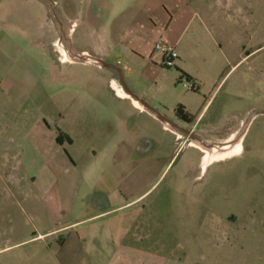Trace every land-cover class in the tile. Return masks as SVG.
<instances>
[{"label":"rangeland","instance_id":"1","mask_svg":"<svg viewBox=\"0 0 264 264\" xmlns=\"http://www.w3.org/2000/svg\"><path fill=\"white\" fill-rule=\"evenodd\" d=\"M178 39L197 92L179 59L174 68L144 61ZM56 40L74 47L75 63H56ZM81 51L103 59L87 64ZM112 75L169 121L183 105L205 109L203 124L213 121L218 135L241 126L245 155L201 172L237 145L206 148L204 159L189 138L176 131L178 143L131 109L140 150L128 149L120 106L106 94ZM53 191L62 197L56 216L44 204ZM131 197L141 200L112 211ZM123 234L142 253L120 251ZM3 249L0 264H264V0H0Z\"/></svg>","mask_w":264,"mask_h":264},{"label":"crops","instance_id":"2","mask_svg":"<svg viewBox=\"0 0 264 264\" xmlns=\"http://www.w3.org/2000/svg\"><path fill=\"white\" fill-rule=\"evenodd\" d=\"M74 29L70 28V32H72ZM179 43H181V39H178V41L176 42L175 45V49L179 55V61L177 62V66L178 68L181 70V72H183L186 76L190 77L192 79V81L194 82L193 85L196 86V78L197 75L195 73H193V71L191 70V68L188 65V61L190 60V56H189V50L188 47L186 46H181L179 45ZM52 48L53 50V55L55 56V60L56 63H58L59 65H62L63 62L65 61V63H75V60L72 58V55L76 56V50H74V47H71L70 49L66 48L62 41L56 40L53 43ZM82 54H86L88 56V60L89 62H87V64H91L93 65V62L95 61H99L102 60L103 57L101 56H97L94 53H91L89 51H81ZM149 56V58H146V60L144 59L146 65H152L154 63V61L157 60H162V64H163V58L160 55H154V50L150 49L147 52V57ZM64 58V59H63ZM188 59V60H187ZM244 59L240 60L235 66H238L240 63L243 62ZM105 66L107 68H111L112 70L115 69V67H110V65L105 63ZM251 68H248V70H250ZM212 78H214V80H218L220 78L221 75V67L218 65L216 66L215 70H213L212 72ZM109 86H110V91L106 92V94L108 95H113V102H115V104H118V106H120L118 109H113L115 114L114 116H118V114H120L125 121H121V125L123 128H127L126 133H127V138L125 140H122V142L125 144L128 143V149L133 150V148L135 146V143L133 142V139L135 138V125L134 123H128V121H126L127 117H128V112L129 110H133V111H138L140 114H148L156 123H158L159 125L162 126L163 131L165 133L171 134L174 138L177 135L176 133V115H175V110L176 108L173 110V115L175 116V120H166L164 119L161 115L159 114H154L153 112L150 111V109L147 107L146 104H144L141 100H143L144 102L149 104V101L141 94L137 95V97H135L134 95V91L132 90L131 87H127L125 85V83L123 82V80L120 77H116L115 75H112L110 77L109 80ZM220 86V83L218 84V87ZM196 88V87H195ZM134 92V93H133ZM112 97V96H111ZM183 106V105H181ZM184 107V111L185 113H187L188 115H190L193 118V121L190 124H184V128L188 129L189 133L187 138L188 142L191 141V144L188 145L187 147H191L194 150H197L198 152H200L203 156V158L205 159L206 154H209V151L206 150V147L208 148H212V146H225L227 144H230L232 146L227 147L226 151L227 152H233L234 151V143L235 145H237L238 147V151H240L238 154L223 159V160H216L210 163H206L205 160L203 161V163H201V172H203L207 167H209L211 164L213 163H218V162H223V161H228L230 159L236 158V157H243L245 155V140H246V135H247V130H244L241 128V126L237 125V124H233L231 126H228L227 130H223L220 131L219 135L215 132L217 130V124H213L211 121V123H205V125L203 124L205 117L202 119V116L205 112V109H203L200 112H196L194 111L191 107L188 106H183ZM130 117H128L129 119ZM113 119L109 121L110 125H114V123H112ZM219 124V123H218ZM113 128V127H112ZM113 130V129H112ZM191 134H194L196 136H198L199 138H201L203 140V142L198 141L196 139H193ZM115 136V133H112V138ZM241 138V139H239ZM51 141H54V138L51 139ZM155 142H152V146L155 148V150L159 151L160 149L163 148L164 143H165V139H158V140H154ZM121 142V143H122ZM194 142V143H193ZM223 148V147H222ZM221 148V149H222ZM111 150V149H110ZM140 149L138 148H134V151L137 152ZM214 150V149H213ZM220 150V149H219ZM115 152V151H114ZM132 198V199H131ZM130 199H127L125 201L120 202L119 205H117L112 211H120L123 209H127V208H132L133 206L137 205V202L141 200V197L139 198H134L131 197ZM62 197L61 195L57 192H51L49 195H47V197L45 198V206H47V208L49 210H51V213L54 214V216H56L59 211L62 208ZM101 215V214H100ZM99 215V216H100ZM96 216L92 217L95 218ZM83 221H79L77 223H74L72 225L67 226V228L69 227H73L76 226L78 224H80ZM136 223V222H135ZM133 224L130 229H128V231L126 232L130 234V231L132 228H134V230H136L138 228V223L137 224ZM56 232V230H52V231H48V232H42V234H40L37 238L40 239L42 238V242L45 241V237L48 235H52ZM132 233V231H131ZM126 234H123V237H121V235L119 236V244H118V249L122 252H124L125 254H136L138 253H142L139 252L137 249L132 248L128 245H126L124 238L126 236ZM119 235V233H118ZM27 242V241H25ZM24 243V242H23ZM9 249V248H7ZM6 249L0 250V253L5 251Z\"/></svg>","mask_w":264,"mask_h":264},{"label":"built area","instance_id":"3","mask_svg":"<svg viewBox=\"0 0 264 264\" xmlns=\"http://www.w3.org/2000/svg\"><path fill=\"white\" fill-rule=\"evenodd\" d=\"M154 55H160L163 58V66L166 68L176 67V62L179 59V55L175 48L166 45L165 43H159L154 48ZM193 88V84H190V89Z\"/></svg>","mask_w":264,"mask_h":264},{"label":"trees","instance_id":"4","mask_svg":"<svg viewBox=\"0 0 264 264\" xmlns=\"http://www.w3.org/2000/svg\"><path fill=\"white\" fill-rule=\"evenodd\" d=\"M180 72H181V71H180ZM181 74H182L184 77H186V79H187L188 82L192 81V79H191L190 77L186 76L183 72H181ZM191 90H192L193 92H197V91H198V90H195V86H194V85H193V88H192ZM175 115H176L179 119H181L182 121L189 122V123H191V122L193 121V118H192L190 115H188L187 113H185V111H184V107L181 106V105H179V106L176 108V110H175ZM61 137H62V135L57 139L58 142H60Z\"/></svg>","mask_w":264,"mask_h":264},{"label":"flooded vegetation","instance_id":"5","mask_svg":"<svg viewBox=\"0 0 264 264\" xmlns=\"http://www.w3.org/2000/svg\"><path fill=\"white\" fill-rule=\"evenodd\" d=\"M146 103V102H145ZM146 105H147V107L150 109V107H149V104L148 103H146ZM164 119H166V120H168L166 117H163ZM176 120H177V123H176V131H178L181 135H184V136H188V133H189V131H188V129H186V128H184V124H190L189 122H185V121H182L181 119H179L177 116H176ZM181 139H183L182 137H180V136H176L175 137V140L179 143L180 142V140ZM186 142V141H185ZM183 144H187V142L186 143H183Z\"/></svg>","mask_w":264,"mask_h":264},{"label":"water","instance_id":"6","mask_svg":"<svg viewBox=\"0 0 264 264\" xmlns=\"http://www.w3.org/2000/svg\"><path fill=\"white\" fill-rule=\"evenodd\" d=\"M144 104H146L143 100H141ZM191 136H192V138L193 139H196V140H198V141H201V142H203V140L201 139V138H199L198 136H196V135H194V134H191Z\"/></svg>","mask_w":264,"mask_h":264},{"label":"bare ground","instance_id":"7","mask_svg":"<svg viewBox=\"0 0 264 264\" xmlns=\"http://www.w3.org/2000/svg\"><path fill=\"white\" fill-rule=\"evenodd\" d=\"M240 139V138H239ZM194 143V142H193ZM206 148H208V147H206ZM208 149H211V148H208ZM211 156V155H210Z\"/></svg>","mask_w":264,"mask_h":264}]
</instances>
